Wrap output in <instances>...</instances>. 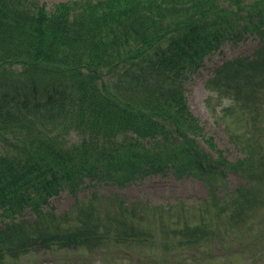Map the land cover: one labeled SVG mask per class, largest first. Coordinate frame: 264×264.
I'll return each mask as SVG.
<instances>
[{"label":"trees","instance_id":"trees-1","mask_svg":"<svg viewBox=\"0 0 264 264\" xmlns=\"http://www.w3.org/2000/svg\"><path fill=\"white\" fill-rule=\"evenodd\" d=\"M248 37L252 54L224 61L209 81L229 101L221 120L236 113L244 126L239 135L225 124L243 153L231 160L185 85L206 57ZM231 171L244 183L216 199ZM158 175L201 180L215 207L232 199L242 221L264 218V0H0V264L4 253L143 236L133 218L105 226L91 198L76 217L48 206L62 192ZM178 232L185 244L202 230Z\"/></svg>","mask_w":264,"mask_h":264},{"label":"rangeland","instance_id":"rangeland-1","mask_svg":"<svg viewBox=\"0 0 264 264\" xmlns=\"http://www.w3.org/2000/svg\"><path fill=\"white\" fill-rule=\"evenodd\" d=\"M39 1L49 7L65 0ZM256 46L257 40L252 37L237 44H225L219 52L206 58L203 66L186 83L192 112L207 134L213 136L217 147L224 150L231 160L240 158L242 150L231 143L224 124H230L239 135L244 133V126L234 120L238 117L236 113L225 117L224 121L220 120L221 111L229 101L223 98L224 94L216 95L207 85V80L211 79L214 68L222 61L240 55L250 56ZM65 139L70 142L75 135H67ZM227 179L218 193H214L216 199H227L229 195H221L229 194L233 185L238 187L243 181L232 171ZM261 187L263 182L259 189ZM90 198L88 204L91 203L94 215H99L105 226L121 225L124 217L127 222L133 218L131 222L138 230H144V235L128 242H108L92 250L87 247L78 251L55 247L21 252L17 257L4 253L1 264H264V218L249 214L252 219L242 221L232 213L233 209L235 211L232 199L221 207L223 210L215 207L213 203L216 200L201 180L150 176L123 188L99 184L85 186L76 195L60 193L51 199L48 207L58 219L76 217L78 208L81 214L88 211L84 204ZM116 199L123 201L124 207L132 204L134 210H120V201ZM76 202L83 205L74 207ZM24 218L32 221L35 215L27 211ZM0 226H4L1 221ZM196 226L201 227L200 238L193 243L179 244L178 240L184 237L178 231H191ZM196 234L198 232L194 236ZM162 242H166L168 248L162 246Z\"/></svg>","mask_w":264,"mask_h":264}]
</instances>
